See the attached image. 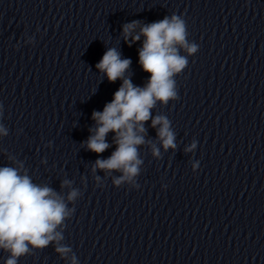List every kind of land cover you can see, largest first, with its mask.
Listing matches in <instances>:
<instances>
[{
  "label": "clouds",
  "instance_id": "9594fccd",
  "mask_svg": "<svg viewBox=\"0 0 264 264\" xmlns=\"http://www.w3.org/2000/svg\"><path fill=\"white\" fill-rule=\"evenodd\" d=\"M122 36L129 47L143 37L138 49V63L149 78L143 86L135 85L128 72L131 59L122 58L115 47L107 48L95 65L109 83L122 81L103 110L92 112L95 126L89 129L92 134L82 144L99 157L112 146L107 141L108 134H114L115 150L108 158H97L91 168L97 187H101L97 170H103L107 175L121 173L112 180L117 188L125 183L139 187L136 178L143 163L139 146L148 143L153 156L161 155L160 148L145 139V123L149 120L165 151L177 147L171 121L162 114L153 116L152 110L158 103L166 106L169 101L179 99L175 78L187 67L188 57L199 49L188 39L186 21L176 14L146 24L133 20L123 25ZM182 51L187 55L181 54ZM7 135L8 130L0 124V136ZM196 147L197 142L193 141L185 152H192ZM7 158L10 165L0 166V250L8 254L5 264H18L19 258L49 245L54 246L62 259H67L72 248L62 243L63 232L66 221L75 212V207L69 204H74L82 196L81 191L72 187L73 181L69 179L62 180L60 185L61 190L69 189L66 196L48 184H37L23 161L11 155ZM197 166L194 164L193 169ZM70 264H78L74 254Z\"/></svg>",
  "mask_w": 264,
  "mask_h": 264
}]
</instances>
